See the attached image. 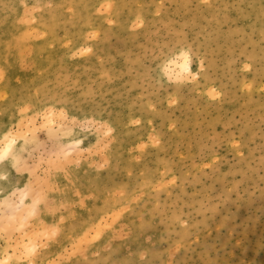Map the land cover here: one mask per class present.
Returning a JSON list of instances; mask_svg holds the SVG:
<instances>
[{
	"label": "rangeland",
	"instance_id": "rangeland-1",
	"mask_svg": "<svg viewBox=\"0 0 264 264\" xmlns=\"http://www.w3.org/2000/svg\"><path fill=\"white\" fill-rule=\"evenodd\" d=\"M11 138L0 264H264V0H0Z\"/></svg>",
	"mask_w": 264,
	"mask_h": 264
},
{
	"label": "bare ground",
	"instance_id": "bare-ground-1",
	"mask_svg": "<svg viewBox=\"0 0 264 264\" xmlns=\"http://www.w3.org/2000/svg\"><path fill=\"white\" fill-rule=\"evenodd\" d=\"M25 34V33H24ZM174 61V60H173ZM173 64V62H172ZM174 66H176V68L178 67L181 71L185 72V71H189V63H188V58H187V55L183 54L180 58V60L176 62L175 60V63H174ZM189 73V72H187ZM10 137V136H9ZM8 138V136H7ZM14 139H7L4 140L6 141L2 146H0V153L3 154V156L10 150L11 148V145H12V142H13ZM3 141V142H4ZM74 144H76V142H74ZM1 160V159H0Z\"/></svg>",
	"mask_w": 264,
	"mask_h": 264
},
{
	"label": "snow or ice",
	"instance_id": "snow-or-ice-1",
	"mask_svg": "<svg viewBox=\"0 0 264 264\" xmlns=\"http://www.w3.org/2000/svg\"><path fill=\"white\" fill-rule=\"evenodd\" d=\"M0 159H3V154L2 153H0Z\"/></svg>",
	"mask_w": 264,
	"mask_h": 264
}]
</instances>
